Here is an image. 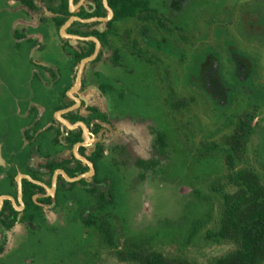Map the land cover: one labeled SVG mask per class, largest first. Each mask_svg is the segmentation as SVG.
<instances>
[{"label":"flooded vegetation","instance_id":"flooded-vegetation-1","mask_svg":"<svg viewBox=\"0 0 264 264\" xmlns=\"http://www.w3.org/2000/svg\"><path fill=\"white\" fill-rule=\"evenodd\" d=\"M243 1L199 29V0H0V264L71 228L77 250L113 249L107 230L121 249L148 174L197 181L224 163L215 183L233 188L229 163H264V0Z\"/></svg>","mask_w":264,"mask_h":264},{"label":"rangeland","instance_id":"rangeland-1","mask_svg":"<svg viewBox=\"0 0 264 264\" xmlns=\"http://www.w3.org/2000/svg\"><path fill=\"white\" fill-rule=\"evenodd\" d=\"M245 6L243 0H199V6L189 12L188 18L195 21V25L199 22L200 29L201 26L206 27V22L211 23L220 16L227 15L229 12L225 11L230 7H234L229 9L232 14L235 11L236 16H242ZM146 110L149 111L148 108ZM191 114L199 127L198 104H194ZM203 120L205 125H209V130L214 128L208 120ZM199 141L198 131L192 143L199 148ZM252 141L258 144V135H254ZM250 152L248 157L252 158ZM216 165L218 172L202 176L197 181L189 177V171L181 179L164 180L161 175L151 173L146 176L145 181H133L130 185L134 193H129V196L134 200L123 228L119 227L116 240L141 245L165 255L186 257L199 264H211L215 259L231 252L234 249L232 245L218 244L206 237L208 232L218 229L221 214L222 197L221 193L214 190L218 187L214 183L227 174L224 163ZM242 167L254 168L264 181V163H243ZM137 173L135 171L132 177L136 178ZM215 184L221 185L225 192L234 191L224 179ZM126 208L125 200L121 198L117 212H125ZM196 222H200V227L198 233L191 238L193 224ZM79 237V228L37 236L21 251L19 264L31 259L33 254L44 257L37 264H85L86 259L89 264H123L117 260L113 249L105 247L96 239L88 252L75 249L79 247ZM73 250L78 253L70 259L68 255ZM68 251L70 252L67 253Z\"/></svg>","mask_w":264,"mask_h":264},{"label":"trees","instance_id":"trees-1","mask_svg":"<svg viewBox=\"0 0 264 264\" xmlns=\"http://www.w3.org/2000/svg\"><path fill=\"white\" fill-rule=\"evenodd\" d=\"M237 127L243 135L238 137L241 138V146H236L234 152L236 156H241L252 129L244 123ZM244 128L246 131H243ZM238 164L229 163L233 171L228 179L234 191L222 192L218 229L206 236L215 243L232 245L234 249L211 264H264V181L254 168L237 169ZM198 229L199 222H196L191 238L198 233ZM104 234L117 260L123 264H199L186 257L165 255L141 245L125 244L118 249L111 232L107 230Z\"/></svg>","mask_w":264,"mask_h":264}]
</instances>
